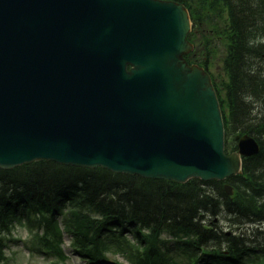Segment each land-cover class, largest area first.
<instances>
[{
    "label": "water",
    "instance_id": "95a60500",
    "mask_svg": "<svg viewBox=\"0 0 264 264\" xmlns=\"http://www.w3.org/2000/svg\"><path fill=\"white\" fill-rule=\"evenodd\" d=\"M188 11L162 0H0V168L36 160L184 183L223 181L216 93L188 66ZM227 193L231 187L224 185Z\"/></svg>",
    "mask_w": 264,
    "mask_h": 264
},
{
    "label": "trees",
    "instance_id": "16d2710c",
    "mask_svg": "<svg viewBox=\"0 0 264 264\" xmlns=\"http://www.w3.org/2000/svg\"><path fill=\"white\" fill-rule=\"evenodd\" d=\"M172 1L184 4L193 19L196 0ZM198 1L201 19L217 27L227 48L221 103L229 110L231 130L251 134L260 144L259 154L244 160L242 174L228 179L234 195L228 197L217 181L177 184L40 160L0 169V241L17 222H27L30 228L42 229L39 244L55 258L52 264H63V233L70 236L72 249L89 262L119 253L132 264H187L177 260L162 235L167 233L179 243L184 235L197 234L201 245L211 246L205 250L207 261L245 264L246 255L253 252L242 238L222 232L214 218L222 211L238 219L264 218V99L255 94L261 82L255 75V60L264 50L253 45L258 27L264 29V3ZM207 224L210 227L205 228ZM221 236L226 251L213 243L220 246ZM257 253L260 259L248 258L249 264H264V251Z\"/></svg>",
    "mask_w": 264,
    "mask_h": 264
},
{
    "label": "rangeland",
    "instance_id": "374dc122",
    "mask_svg": "<svg viewBox=\"0 0 264 264\" xmlns=\"http://www.w3.org/2000/svg\"><path fill=\"white\" fill-rule=\"evenodd\" d=\"M202 29V37L207 38V36H210V39L213 40V45L210 46V50H212L214 56L211 59L212 63L210 68L212 72L218 75L220 81L222 79L227 80L225 73L222 69V60L224 57L225 46L223 45L222 38L218 34L217 27L204 23ZM198 57H200V55ZM217 223V227H222L223 231L227 232L231 230L229 222L220 219ZM235 225L237 226V224ZM238 228L239 230H237V232H243L244 237L247 238L249 241H252L250 239L254 240L252 241L253 243L251 242V244L254 245L255 243L257 244L264 242V221L260 223H258L257 221L255 222V224L245 223L244 226H240ZM37 231L31 229L28 226L27 222H17L13 227H11V234H6L4 240L0 241V264H47V261L49 262L50 260H52L51 258H54L53 256L49 257L47 255H44L43 253L36 252V249L34 250V248L38 246L36 237L39 232L37 233ZM220 238H223L222 242H225V237L221 236ZM69 240L70 236H68L67 239L65 238L64 242L62 243V250L66 256L65 264H88L69 249ZM247 243L250 244V242L248 241ZM168 246L170 247V250H173V247L178 248L176 245H173L172 239H169ZM262 249L264 250V247H262ZM46 253L48 254V252ZM177 259L179 261L183 260V262H185L183 257L181 256ZM111 262L115 264H129L127 263L125 258L119 256L118 254L112 255Z\"/></svg>",
    "mask_w": 264,
    "mask_h": 264
},
{
    "label": "flooded vegetation",
    "instance_id": "af4514ba",
    "mask_svg": "<svg viewBox=\"0 0 264 264\" xmlns=\"http://www.w3.org/2000/svg\"><path fill=\"white\" fill-rule=\"evenodd\" d=\"M257 42H258V45L260 47H263L264 48V41H257ZM255 61L257 62V65H256V68L257 69H256V71H258V75L259 76H264V57H263V54H262V57L261 58H257ZM262 105H263V109H264V100L262 102Z\"/></svg>",
    "mask_w": 264,
    "mask_h": 264
}]
</instances>
